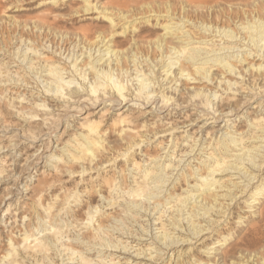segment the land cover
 I'll use <instances>...</instances> for the list:
<instances>
[{"label":"rangeland","instance_id":"1","mask_svg":"<svg viewBox=\"0 0 264 264\" xmlns=\"http://www.w3.org/2000/svg\"><path fill=\"white\" fill-rule=\"evenodd\" d=\"M256 2L257 0H91V7L98 4V6L106 8V11L101 13L95 7L90 8L85 0H0V79H2L0 81V124L6 121L9 125L16 126L18 130L22 125H31L36 133H45L42 137L39 136L38 141L32 143L23 139L20 136L21 133L11 130L6 133L0 131V144H8L10 140H13V144L0 151V180L7 175L5 179H9V183L12 185L18 180L16 176L19 171L24 169L19 190H22L21 193H26L27 199L24 201L28 204L20 217L29 214L33 216L32 219L35 223L39 222L37 214L40 207L45 216L48 214H45L46 211L39 205V195L34 189L45 185L42 183L39 186V179L49 177L53 180L54 189L52 192L45 185L47 199H44L43 202L47 205L52 201L58 207L56 222L62 231L63 239L59 241L55 239L58 247L50 251L47 257L45 256L43 264H83L79 257L71 259V261L68 259L70 254H67L68 250H64L62 242H73L78 245L84 255L91 259V264H215L213 260L216 257L225 258V255L228 254L230 255L225 259L229 264H232L230 256L235 253L240 255L241 249L262 250L264 253V220H262V215H264V194H262L264 188V106H257L259 104L256 102L252 103L254 100H249L250 95L244 98L250 90L249 84L252 85L256 81L264 82V40L258 43V46L263 45L259 53L254 50L256 46L253 47L254 49L252 46H247L249 39L251 42L250 35L252 33L243 27L244 25H241L239 20L255 16L253 7ZM198 4L207 6L203 9L206 17L201 16L198 11H194L195 5ZM212 8L215 10L214 15L211 14ZM185 13L187 17L184 16ZM110 17L114 23L111 22ZM202 20L208 22L207 25H212L213 28L216 25L222 27L224 23H229L231 27L241 30L242 34L239 33L237 38L225 36L222 38L224 33L222 35L216 33L217 27L214 32L203 29ZM25 23L32 26L39 23L40 27L39 40L35 42L34 46H37L38 43V54L41 56L32 53V56L37 59L33 60L34 63L29 61L28 64H26L27 61L20 62L23 57L13 56V53L7 51L11 45H9V37L17 34ZM245 32L248 36L247 40L242 38L245 36ZM99 35H106L105 43L111 41L115 44L116 49L127 50L130 54L134 50L139 52L140 60L143 61L138 69L142 68V72L137 73L138 69L134 66L135 64L129 60H124V64H127L129 71L133 73L132 80L135 85L139 84V79L144 76V72H147L150 77L148 83L151 82L152 86L155 83L158 97L164 92L168 91L169 93L176 86L171 87L174 81L169 84L174 73H165L168 66L160 59L162 51H164V56L166 55L165 50L156 49L158 52H155L151 49L153 46L150 44L151 40L158 37L175 44L185 42L189 48H200L203 52L201 57L221 55L228 57L233 62L237 61L240 66L242 64L251 66L252 63H262L263 65L259 72L256 69L252 71L248 68L246 77L229 72V70L225 73V76L232 81V86L238 87L239 90L228 89L227 84L223 83L224 81L219 85L217 81L205 78L199 79L197 83L194 82L200 87L212 88V92H204V94L206 93L204 98L213 94L211 99L219 101L221 109L225 111L232 106L242 104V101L246 99V102L236 113V115L239 114L238 117L233 114L224 117V119L215 120L212 113L196 108V103L200 102L203 96L192 100L187 95L180 96L179 99L185 101L184 109H176L175 106L169 109L166 107L165 110L171 109L172 114H166L167 111L163 110L159 113V117L149 112L145 113L152 108L150 106L143 105L142 108L134 109L130 114V119L132 120L131 125L137 128L138 133L135 134L138 136L149 133L150 138L139 148L130 151L127 156H122L119 154L125 152L128 145L124 141L121 142L119 137L118 129L122 124L114 125L113 122L116 119L115 113L128 106L112 107L105 103L94 105L92 100L89 101L90 97L86 95H83L85 96L83 98H87L85 101L74 102L81 96L79 93H75L71 101L62 98L54 99L52 92H46L48 86L55 85L53 75L44 70L52 62L66 69L63 72L67 80L73 79L75 82L81 81L85 84L88 82V79L84 80L73 68V63L76 61L73 54L83 48L85 44L98 45L101 40ZM32 37L34 40L36 35L33 34ZM15 41L16 38L13 43L15 46H11L16 48L18 45ZM6 44L9 45L8 48ZM76 44L78 45L75 47ZM105 48L103 46L101 51H96L92 57H89L88 52L82 54V50H80L78 52V68L86 61H96V59H101L100 62L106 64L107 56L102 57ZM212 49L221 50L212 51ZM10 50H14V48ZM83 50L86 51V47ZM61 51L64 54H61ZM94 51L95 49L92 52ZM148 52L151 59L146 61V56L142 58L141 55ZM176 55L171 58L175 60ZM244 56L247 61L243 60ZM154 57H156L155 62H158L155 67V62H152ZM171 58L166 57L164 60L169 62ZM210 65L208 63L205 67H210ZM178 66L179 63L172 70L178 72ZM197 66L199 64L192 66L191 69L193 70ZM222 66L223 64L221 66L214 65L210 71L219 74L224 69ZM90 67L91 65L85 67L87 73H94L95 69ZM153 67L154 71L150 73V69L152 70ZM201 72H197V75ZM136 73L140 75L138 78ZM8 77L11 80L5 82ZM18 78L22 81L15 83ZM191 82L187 81L181 85L177 94L184 92L185 85H189ZM133 89L129 91V94H132ZM214 93L217 94V98ZM249 94L252 93L249 91ZM23 97L25 99L18 106L25 107L27 113L39 111L38 113L42 114L40 118L47 113L45 115L47 120L30 122L31 120H27L18 113V107L12 105H16L17 101L22 100ZM255 97H261L256 100L257 102L263 100L264 92ZM11 98L13 101L9 106ZM37 103L51 104L47 108L49 111L44 110V107L37 108ZM254 107H258V109L254 110ZM106 109L109 110L103 113ZM248 113L249 118L247 119ZM185 118L192 122H188L185 126L172 132L168 131L153 136L156 131L166 128L169 122H184ZM83 119L102 120L101 127L105 132L104 138L108 142V150L105 149L103 153L99 154L101 161L97 158L91 161L93 157L83 152V145L87 142L82 136L85 134L82 127ZM227 119L231 120L226 122ZM184 131H188L193 137L186 138L187 133ZM232 139L236 143L232 142ZM40 146L41 149L35 153L28 166H21L26 155L32 154ZM248 149H252L248 155L253 154L256 159L254 161L240 160V154ZM13 151H16L19 157L16 162L20 161L19 167L16 168H14V161L9 155ZM222 156L227 158L228 163L223 171L215 173L214 178L218 182L212 187L211 192L215 195L217 204L224 205L221 207L230 206L225 217L222 214H217L216 211L206 213L204 216H195L194 212L189 214L187 208H182L184 211L180 215L177 211L178 206H176L178 202H175L174 197L172 203L167 205L168 210L162 213L161 210L159 211V207H155L154 199L152 203H145L140 199L141 206L136 203L137 198L125 196L127 193L123 192L124 188L133 189L138 183H141L144 180L142 169L150 168L153 170L152 175L156 174L157 176L163 173V176L167 178L161 185L163 186L161 189L163 192L159 195L161 198L164 194L169 193L170 189L174 195L179 193L187 196V192L191 193V191L196 193L194 186L201 181H198L197 174H191V170L199 172L201 167ZM2 160L5 161L4 165ZM135 162H139L141 168L137 169L134 165ZM13 168L14 170H12ZM14 174L16 175L14 176ZM255 175V179L248 183L249 178ZM27 180L31 183L30 187L33 188L26 189L23 186ZM111 182L114 183L113 186H111ZM5 185L7 184L2 185V188ZM156 185L159 186L160 182L152 183L151 187ZM15 187L16 192L18 186ZM242 191L244 192L242 193ZM235 194L237 197H232ZM2 195L3 192L0 190V199ZM89 195H93L95 200L88 204L85 202ZM211 198L213 199L214 196ZM197 199L200 200V198ZM191 200L189 206L193 205L194 199ZM96 204L100 205L101 209L104 206L106 214L103 215L102 212V216L111 223L104 224L106 226V233L102 235L104 238L92 239L93 242L89 245L81 243L79 241H82L80 238L83 235L96 232L93 229V223L89 224L87 220L88 212L94 211ZM173 204L175 207L170 208ZM254 204H257V213L249 209ZM6 208L7 205L4 202L1 206L0 216ZM198 208L200 213L205 212V209ZM262 210L263 213H261ZM97 215L98 213H95V220ZM48 219H45L44 222ZM172 220H180V226L173 225L174 221ZM227 220L230 224L227 223ZM210 221L211 226L208 224ZM192 222H195L196 226L204 228L200 235H192V227H190ZM7 231L8 228L0 231V252L4 251L7 246V234H9ZM165 231L171 234L168 240L171 241L174 237L179 238L180 242L174 244L173 248L169 247L168 251L165 249L156 255L155 238L159 240L157 236H163ZM225 237H228L226 241ZM165 240L162 239L163 242ZM252 240L255 245L249 244ZM107 242L118 246L108 247ZM220 247V253L215 254L217 248ZM151 248L154 256L158 257L164 252L166 254L160 255L157 259H151L152 255H149ZM182 253L183 255L178 258V255ZM194 257L197 262L194 261ZM29 260L25 264H36V260L33 261V258Z\"/></svg>","mask_w":264,"mask_h":264},{"label":"bare ground","instance_id":"2","mask_svg":"<svg viewBox=\"0 0 264 264\" xmlns=\"http://www.w3.org/2000/svg\"><path fill=\"white\" fill-rule=\"evenodd\" d=\"M85 1L88 3V6L90 8L95 7L101 13H104L106 11L105 7L100 6V5L98 6V4H95L93 7H91V0H85ZM205 7H207V6L201 5V4L195 5L194 11H198V13L201 14V16L206 17L205 13L203 11V9ZM253 8L255 10V16L247 17L245 20L240 18L239 20L241 21V25H244L243 27H245L248 31H250L252 33L250 35L251 42L249 39L247 42L248 43L247 46H252V49H254L253 47L256 46V49H254V50L256 53H259L262 50L261 47L264 45L263 44L261 46H258V43L262 42L264 40V35H263L264 30H262V28L264 27V0H257V2L254 4ZM199 9H201L202 11ZM211 12H212L211 13L212 15L215 14V10L213 8H212ZM184 16L187 17L186 13ZM110 20L112 23H114L112 17H110ZM207 23L205 20H202V24H201V25H203L202 28L205 30H209V31L214 32L215 28L217 27L218 29H216V33H220V35H222V33H224L222 38H224V36L230 37V38H237L239 36V33H241V30H239L236 27H231V24H229V23H224L222 25V27H219V25H216L215 28H213L212 25L208 26ZM36 28H37V30H36ZM212 28H213V30H211ZM39 30H40L39 23H35L34 26H32L28 23H25L23 27H20V30L17 34H14L12 37H9V39H10L9 45L10 44L14 45L13 44L14 39L16 38L15 43L18 46L15 48V47L10 45V48H8L7 46H9V45H7L8 44L7 43L6 44V47L8 48L7 51H10L11 54L13 53V56L19 55V57H23V59L20 62L27 61L26 64H28V62L30 61L32 63L34 59H37V57L35 58L32 56V53H34V55H39V57L41 56V54H38V52H39L37 49L38 43H37V46H34L35 42H38L37 40H39ZM35 31H37V32H35ZM253 32L255 33L254 35H253ZM33 34L36 35V38H34V40L32 39ZM99 36H101V40H100L98 45L94 46L91 43L87 44V45L85 44L83 46V48L86 47V51H84L85 49L83 50V48H80L78 50V52H80V50H82V54H87V52H88L89 57H92L96 51H101V48L103 46H105L106 48L103 50V56L102 57L107 56V59L105 60L106 64L104 62L101 63L100 62L101 59H96V61H94V60L93 61H86L80 68H78V65H77V61L79 59L78 52L74 53L73 55H75L76 61L73 63V68H75V71L79 72L80 76L84 80L88 79V82L85 84L84 82L82 83L81 81L75 82V81H73V79L67 80L66 77L64 76V72H63V70H66V69L64 67H60L59 65H55V63L52 62V63L48 64L47 68L44 70L48 71L50 75H53V77H54L53 82H55V85L48 86V88H46V92H52L53 93L52 98H54V99L55 98L56 99L62 98L63 100L67 99V100L71 101L73 99L72 96L75 93H79V94H81V96L78 99H75L74 102L85 101L87 98H83V97H85L83 95H86V96L90 97L89 101L92 100L94 105H97L100 103H105L106 105H111L112 107H119V105L128 106V107H124L123 109H121L120 111L115 113L116 119L113 122L114 125L122 124L121 127H119V129H118V133H120L119 137L121 139V142L124 141L128 145L125 149V152L119 154L122 156H127V154H129L130 151H132L133 149L139 148L142 144H144V142L147 139L150 138L149 133L148 134L146 133L144 135L139 134L138 136L135 134V133H138V131L136 130L137 129L136 127L131 125L132 120L130 119V114L133 112L134 109L142 108L143 105L150 106L152 108H150V110L145 111V113L149 112L150 114L159 117L160 116L159 113H161L163 110H165L166 107L169 109L170 107L175 106L174 108H176V109H181V108L184 109L183 104L185 103V101L184 100L181 101L179 99V97L180 96L182 97L183 95H187L191 98V100L193 98H198L199 96H201V97L203 96V98H201L200 102L196 103V108L207 110L208 112L212 113L213 118H215V120L224 119V117H228V116H231L233 114L236 115V113L240 110L242 104L246 102V99H244L242 101L243 102L242 104L232 106L229 108V110L225 111V110L221 109V104L219 103V101L216 102L214 99H211V96L213 94H210L209 97L204 98V96H206V93L204 94V92L205 91L208 93L212 92V88H207L205 86L200 87L196 83L198 82L199 79H202V78L210 79L212 81L215 80V82L216 81L218 82V85L220 82L224 81L223 83L227 84L228 89L235 88L236 90H239L238 87L232 86V84H233L232 81L230 80V78H227L225 76V73H227V71L229 70V72L238 73V74H241L243 77H246V75H247L246 70L248 68L251 69L252 71H254L256 69L259 72L262 65H263L262 63H258V64L252 63L251 66H247V65L243 66V64L240 66L237 63V61L233 62V61L229 60L228 57H226V56L223 57L221 55H214V57H211V56L201 57L203 52L200 48H189L187 46L188 44L185 42H178L175 44V43H172V42L165 40L164 38L158 37V38H155L154 40H151L150 44L153 45L151 47V49H152V51L155 50V52H158L156 49L165 50L166 55L164 56V51H162L163 53L161 52L162 56L160 59H161V62L165 63V65L168 66V69L165 73H167V74L174 73V76H173L172 80L169 81V84H171L174 81L171 87L176 85L175 88H173L171 91H169V93H168V91L164 92L161 94L160 97H158V93L156 94L157 87H155V83L153 84V86L151 85V82L148 83V79H150V77H148L147 72H144V76H142V78L139 79V84L135 85L133 82L134 80H132V78H134V77H132L133 73H131L129 71L127 64H124V60L125 61L129 60L130 62H133L135 64L134 66H136V69H138L139 66L142 64V61H143V60H140L139 52L134 50L130 54L127 50L116 49L115 44H113L111 41H108L105 43L104 38L107 37L106 35L105 36L99 35ZM241 37H242V35H241ZM247 37L248 36L246 35V32H245V36L242 38L244 40H247ZM48 38H49V36H48ZM179 39H180V37H179ZM43 41H45V40H43ZM47 41H49V40H47ZM252 42H253V44L251 45ZM100 43H102V46H100ZM77 45L78 44H76L75 47ZM97 46H98V48H97ZM11 48H14V50H10ZM58 48H59V46H58ZM138 48H139V46H138ZM224 48H226V47H224ZM94 49H95V51L92 52ZM221 49H223V48H221ZM221 49H215V50L212 49V51H217V50H221ZM54 50H56V49H54ZM172 51H174V52H172ZM207 52H209V51H207ZM61 54H64V53H62V51H61ZM148 54H149V52L141 55V57L143 58L144 56H146L145 57L146 61H148L147 59H151ZM175 54H177V55L175 56V60H173L171 57ZM260 54H262V53H260ZM123 57H125V58H123ZM166 57H168V59L171 58V61L167 62L166 60H164ZM263 57H264V53H263ZM155 59H156V57H154L152 59V62H155ZM18 60H16V61H18ZM243 60L247 61L246 56L243 57ZM47 61H49V60L47 59ZM157 63L158 62H155L154 67L157 65ZM178 63H179V66L177 68L178 72H175V70H172V69ZM208 63H210L211 65H210V67L206 68L205 65H207ZM188 64H191L192 66L199 64V66L195 67L192 70L191 69L192 66H190ZM221 64H223L222 67H224V69L219 74H217V73L214 74L213 72L210 71V68L213 67L214 65L221 66ZM88 65H91V67H90L91 69H95L94 73H92V72L87 73V69H85V67H87ZM154 67L152 68V70L150 69V73H153ZM29 68H32V67H29ZM91 71H93V70H91ZM140 71L141 72L143 71L142 68L138 69L137 73ZM169 71H171V72H169ZM199 71H202V72L197 75V72H199ZM38 73H39V71H38ZM137 73H136V77L138 78L140 75H138ZM260 73H262V72H260ZM95 74L98 76H96ZM259 75H261V74H259ZM19 78L15 81V83L18 81H22ZM7 80H11V79H9V77H8L7 79H5V82ZM183 80H184V82H182ZM0 81H2V79H0ZM187 81H192L190 83L191 85L190 84L185 85V87L183 88L184 92H178V94H177V90H179L181 85H183ZM129 82H130V84H129ZM194 82H196V83H194ZM22 83H21V85H23ZM248 83H250V82H248ZM249 85H250L249 91L252 94H249V91H248V93L245 94L244 98L250 95L251 97L249 98V100H251V99L254 100L252 103L256 102V104H259L257 106L263 107L264 106V99L260 100L258 102L256 101V100H259V98H261L263 95L261 97H255V96L264 92V82L261 83V82L256 81L252 85L251 84H249ZM45 86H47V85H45ZM133 87H134V89H133ZM131 89H133V92H132V94L131 93L129 94V91ZM173 90H175V92H173ZM214 96H215V98H217L216 93H214ZM25 97H23L22 100L17 101L16 105L15 104L12 105L13 107H18L17 108L18 113H20L27 120H29V121L31 120L30 122L37 121V120H44V121L47 120V117H45V115L47 113L43 114V117L40 118V116H42V114H39L38 113L39 111H37L35 113L33 111H32V113H27L25 107L18 106L20 102H23ZM12 101H13V99L11 98L9 106H11ZM108 101H111V102L107 103ZM36 106H37V108L44 107L45 108L44 110H48L47 108L49 106H51V104L48 105L47 103H37ZM168 109L165 110V112L167 111L166 114H172L171 109L170 110H168ZM256 109H258V107H254V110H256ZM39 110H41V109H39ZM108 110L109 109H106L103 113L107 112ZM248 115H249V113L247 114V119L249 118ZM0 116H1V112H0ZM238 116H239V114H237L235 117H238ZM185 120H186V118L184 119V122H176V123L169 122L168 126L166 128H164L163 130L158 131V132L156 131L153 134V136H157L160 133H166L168 131L172 132V131L176 130L177 128L185 126V124H187L188 122H192V120H186V121ZM230 120L231 119H227L226 122H228ZM101 123H102L101 119H98V120L87 119V120H84L82 122V127L84 129L83 131L85 132V134H82V136L87 141L86 144L83 145V152L86 154H90L93 157V159L91 161H93L96 158L100 160L101 158L99 157V154L103 153V151L105 149L108 150V146H107L108 142H106V138H104L105 132L102 130ZM0 127H2V129H0V131H3V133H6L8 130L14 131L16 133L17 132L21 133L20 136H22L23 139H25L29 142H32V143L38 141L39 136L42 137V135H45V133H42V134H40L38 132L36 133V131L33 130V126H31V125H29V126L22 125L21 129L18 130L16 126H11L8 124V122L4 121L3 124H0ZM64 131H65V129H64ZM184 132L187 133L186 138L193 137L191 134L188 133V131H184ZM10 136H12V135H10ZM231 141L236 143V141L234 139H232ZM10 144H13V140H10V142L8 144H0V151L4 148H8V146ZM29 148H31V145H29ZM40 149H41V146L39 148H37L32 154H27L26 157L23 159L24 163L21 166H24V167L28 166V164L31 162L32 158L35 156V153L37 151H39ZM232 150H234V149H232ZM247 151L240 154L239 159L240 160L254 161L256 159L255 157H253L254 155L253 154L248 155V153L252 152V149H248ZM9 155L14 161V168L19 167L20 161L16 162L19 159V157L17 156V152L13 151ZM3 162H5V161L2 160V164L4 165ZM227 163H228L227 158L225 156H222L221 158H216L214 160V162L209 163L208 165H205L204 167H201L199 172L198 171L195 172V170L194 171L191 170V172H192L191 174H193V175L197 174L199 176V178L197 176V179H198V181H201V182L194 186L195 187L194 191L196 193H193L192 191H191V193L187 192V196H184L183 194H179V193H176L177 195H174L173 191H171V189H170V191H168L169 193L164 194L163 198H161V196H159L163 192L161 190L163 186H161V185L167 180V178L165 176H163V173H160L157 176H156V174L152 175L153 170H151L150 168L142 169L144 180L141 183H138V185L133 189L127 190L126 188H124L126 191L123 189V192L127 193V195H125V196H128L130 198L132 197L134 199L137 198L136 203H138L141 206H142V204L139 203L140 199L144 200L145 203H152V201L154 199L153 203H154L155 207L156 208L159 207V211L161 210L162 213H164L168 210L167 205L172 203V200H173L172 198L174 197V199H176L175 202H178V205H176V206H178L177 211H179L180 215H182L181 212L184 211L185 208H187V210L189 211V214H192L194 212L195 216H198V215L204 216L206 213H209V212L213 213L214 211H216L217 214H222L223 217H225L227 214V211L230 209V206L221 207L224 205L223 204H217V202H216L217 200L215 198V195L213 194V192H211V190H212V187L214 185H216V183L218 182L214 178L215 173H217L218 171H223L225 169V167L227 166ZM134 165H136L135 167L137 169L141 168V165L139 162H135ZM14 168L12 170H14ZM8 170H9V168H8ZM23 170L24 169L19 171L18 176H16L18 178V180L12 185H10L9 179H5V178H7V175H6V177L4 176L0 180V190L3 192V195L0 199V211H1V206L4 204V202H5V205H7V208L4 210V213L0 216V231H2V230L4 231L6 228H8L7 232L9 233V234H7V246H6L4 251L0 252V264H25V262H28V260L30 258H33V261L36 260V264H43L45 256L47 257V255H48V253H50V251H52L53 249H56V247H58V245L55 241L56 240L59 241V240L63 239L62 231H61L60 227L57 226V222H56V217L58 216V212H57L58 207L55 205V202L52 203V201H51L47 205L43 202L44 199L45 200L47 199L45 197V189H46L45 185L48 186L47 188H49V190L51 192L54 189L53 184H52L53 180H51V178L44 177L42 179H39V186L42 183L45 185H42L41 187L34 189V191H36L37 194L39 195V205L44 208V210L46 211V212L44 211L45 214H48V215L45 216L42 213V211L40 209L41 207H40L38 214H37V216L39 217L38 223H35L33 221L34 219H32L33 216H31L29 214H25L23 216L21 215L22 217H20V214L22 213V211L24 209H26L27 204H28V203H25V201H24V199H27L26 193H21L22 190H19V187L21 188V184H22L20 182V180H21V177L23 176ZM9 171H11V169ZM15 175L16 174H14V176ZM255 177H256V175L252 178H249L248 183H251V180L255 179ZM156 181L160 182V185L159 186L156 185V186L151 187V184L155 183ZM5 182H7V183H5ZM4 184H7V185H5L4 188H2V185H4ZM110 184H111V186L114 185V183H112V182ZM30 185H31V183H29L27 180V181H25L23 186L26 187V189L33 188V187H30ZM14 186H18V189L16 192L14 190V189H16V187L14 188ZM260 189H261V187H260ZM244 191H242V193ZM198 192H200V193L197 194ZM20 194H22V195L20 196ZM262 194H264V188L262 190ZM212 196H214L213 199L211 198ZM164 197H166V198H164ZM232 197H237V194H235ZM197 198H200V200H198ZM164 199H166V200H164ZM191 199H194V202H192L193 205L189 206V203L192 201ZM94 200H95V197L93 195H89L87 197V200L85 203L89 204V203L93 202ZM232 200H233V198H232ZM22 202L24 203L23 205H22ZM111 202H112L111 204H113V201H111ZM172 207H175V205L173 204L170 206V208H172ZM198 207L205 209V212L203 214L200 213V210ZM182 208H184V209H182ZM249 209L252 212L257 213V211H258L257 204H254ZM102 212H103V215L106 214V213H104V206L101 209V206L98 204H96L94 211L91 210L88 212V218H87L88 223L89 224L93 223L92 224L94 226L93 229L96 230V232H94V234H90V235H83L80 238L82 241H79V242L84 243V244L87 243L89 245V243L93 242L92 239L103 237L102 235L104 233H106V230H105L106 224L105 223H108L109 220L105 219L102 216ZM95 213H98L96 220H95ZM261 213H263V210L261 211ZM28 215H29V217H28ZM262 216H263L262 220H264V215H262ZM45 217H47L49 219L44 222V220L47 219ZM9 219H11V220H9ZM172 221H174V220H172ZM83 222H85L84 219H83ZM180 222L181 221L178 220V221L172 222V224L176 225V226H180V224H179ZM109 223H111V222H109ZM227 223L230 224L229 220H227ZM85 224L87 225L86 222H85ZM208 224L211 226V221L208 222ZM190 227H192L191 231H192V235H194V236L200 235V233L204 230V228H201L200 226H196L195 222H192V225ZM157 237L159 238V240L155 238V243L157 245L154 247L156 250L155 252L157 253L156 255H158L159 252H163L165 249L167 250L169 247L173 248L175 246L174 244H178L180 242L179 238H174V237L171 239V241H170V239L168 240V238L171 237V234H170V232H167V231H165L163 233V236H160V237L157 236ZM227 238L228 237H225V241ZM162 239H166L165 242H163ZM108 240H110V239H108ZM156 240H158V241L156 242ZM96 243H93V244L96 245ZM249 244L255 245V244H253V240H252V242L250 241ZM61 245L64 246V250H68L67 254H70V257H68V259H70V261H71V259H76L77 257H79L83 264H91V259H89L86 255H84L83 251L75 243H73V242H62ZM101 245H104V244H101ZM106 245L108 247H112V246L117 247L118 246L117 244L115 245L112 242L108 243ZM150 250H151V253L149 255H152V252H153L152 248ZM220 251H221V247L217 248L215 254L220 253ZM240 251H241L240 255H236V253H235V254H232L230 256L232 264H264V253L262 250L250 251V250H246V249H241ZM163 254H166V252H164ZM163 254H159L158 257H160V255H163ZM182 255H183V253L179 254L178 258L181 257ZM228 255H230V254H228ZM228 255H225V258ZM158 257L152 255L151 259H153V258L157 259ZM171 258H172V256H171ZM225 258H221L219 256L218 258L216 257L213 261L215 264H229L227 259H225ZM194 261L197 262V260H195V257H194ZM61 263H63V262H61Z\"/></svg>","mask_w":264,"mask_h":264}]
</instances>
